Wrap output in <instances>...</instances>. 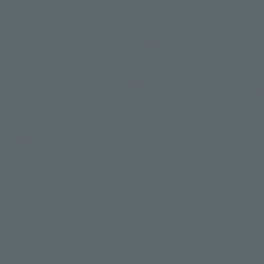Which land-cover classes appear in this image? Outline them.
<instances>
[{
  "label": "water",
  "instance_id": "obj_1",
  "mask_svg": "<svg viewBox=\"0 0 264 264\" xmlns=\"http://www.w3.org/2000/svg\"><path fill=\"white\" fill-rule=\"evenodd\" d=\"M0 264H264V0H0Z\"/></svg>",
  "mask_w": 264,
  "mask_h": 264
}]
</instances>
